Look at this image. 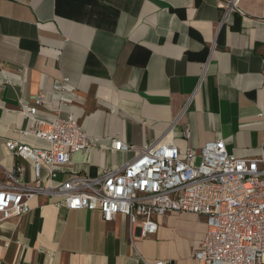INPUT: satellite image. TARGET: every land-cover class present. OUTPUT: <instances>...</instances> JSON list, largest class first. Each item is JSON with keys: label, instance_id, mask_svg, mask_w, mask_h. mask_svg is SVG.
<instances>
[{"label": "crops", "instance_id": "0c3cea01", "mask_svg": "<svg viewBox=\"0 0 264 264\" xmlns=\"http://www.w3.org/2000/svg\"><path fill=\"white\" fill-rule=\"evenodd\" d=\"M63 77L73 95L62 116L73 113L100 144L75 154L58 181L123 167L151 143L184 151L222 139L230 154L256 157L264 153V0H0V184L19 164L32 180L31 164L5 143L26 127L21 103L45 93L40 115H53L52 87ZM115 137L135 148L111 152ZM58 202L37 196L29 214L0 222V264H200L204 218L169 213L146 235L124 215L105 221Z\"/></svg>", "mask_w": 264, "mask_h": 264}, {"label": "built area", "instance_id": "2783aa9c", "mask_svg": "<svg viewBox=\"0 0 264 264\" xmlns=\"http://www.w3.org/2000/svg\"><path fill=\"white\" fill-rule=\"evenodd\" d=\"M51 93L56 103L52 116L40 115L47 105L45 93L33 104L19 106L26 127L19 132L20 140L8 141L5 149L31 164L33 178L22 179L21 164L6 171L0 184V222L29 214L37 196L59 197L57 205L69 210H98L105 221L124 215L146 235L157 233L159 217L194 214L204 218L207 227L194 252L200 264H264V153L237 157L222 139L198 149L189 145L184 151L172 142L151 143L123 167L105 168L93 178L72 174L58 181L60 170L75 154L89 155L100 141L85 132L73 113L62 116V107L72 103L69 77L54 83ZM183 137L191 139L189 126ZM108 140L111 152L135 148L120 137Z\"/></svg>", "mask_w": 264, "mask_h": 264}]
</instances>
